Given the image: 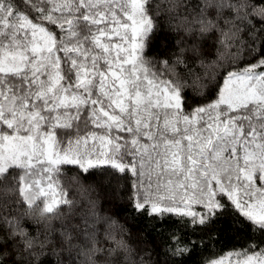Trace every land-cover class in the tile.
<instances>
[{
    "label": "snow or ice",
    "instance_id": "obj_1",
    "mask_svg": "<svg viewBox=\"0 0 264 264\" xmlns=\"http://www.w3.org/2000/svg\"><path fill=\"white\" fill-rule=\"evenodd\" d=\"M0 264H264V0H0Z\"/></svg>",
    "mask_w": 264,
    "mask_h": 264
},
{
    "label": "trees",
    "instance_id": "obj_2",
    "mask_svg": "<svg viewBox=\"0 0 264 264\" xmlns=\"http://www.w3.org/2000/svg\"><path fill=\"white\" fill-rule=\"evenodd\" d=\"M147 223H151V222L149 221ZM138 227L142 228L143 224L138 225ZM232 247H233V244L229 243L227 236L220 237L219 240L216 242L215 247L211 248L212 253H214L212 258H217L218 256L223 255ZM199 259L200 257H197V260Z\"/></svg>",
    "mask_w": 264,
    "mask_h": 264
}]
</instances>
